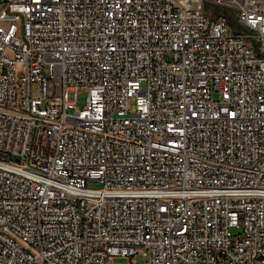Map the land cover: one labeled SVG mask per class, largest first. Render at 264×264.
I'll use <instances>...</instances> for the list:
<instances>
[{"label":"built area","instance_id":"1","mask_svg":"<svg viewBox=\"0 0 264 264\" xmlns=\"http://www.w3.org/2000/svg\"><path fill=\"white\" fill-rule=\"evenodd\" d=\"M138 256L264 264V0H0V264Z\"/></svg>","mask_w":264,"mask_h":264},{"label":"rangeland","instance_id":"2","mask_svg":"<svg viewBox=\"0 0 264 264\" xmlns=\"http://www.w3.org/2000/svg\"><path fill=\"white\" fill-rule=\"evenodd\" d=\"M216 9H219V6H215ZM168 58H170V56H168ZM32 93L34 96L38 95V88L37 86H34L32 89ZM86 96H87V90H82L79 95H78V101H77V106L80 108H83L85 103H86ZM214 96H216V94H214ZM132 107H134V100H132ZM112 264H127L128 260L124 259V258H115L114 260H112L111 262ZM143 263V259L142 257L138 256L136 258V264H142Z\"/></svg>","mask_w":264,"mask_h":264}]
</instances>
